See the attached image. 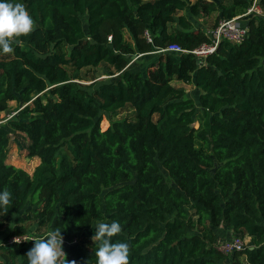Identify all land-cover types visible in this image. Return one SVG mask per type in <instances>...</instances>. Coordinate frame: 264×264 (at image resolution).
I'll use <instances>...</instances> for the list:
<instances>
[{"label": "trees", "instance_id": "16d2710c", "mask_svg": "<svg viewBox=\"0 0 264 264\" xmlns=\"http://www.w3.org/2000/svg\"><path fill=\"white\" fill-rule=\"evenodd\" d=\"M13 2L35 23L0 53V114L18 106L0 124L8 237L32 223L37 233L60 228L63 264H96L94 225L117 220L112 241L129 244L128 264H216L226 258L215 244L222 226L249 241L230 264H264V0ZM253 5L240 42L221 39L204 57L156 53L144 71L127 69L138 52L210 43L191 18L215 14L214 28ZM173 80L193 82L198 101ZM13 139L38 158L31 172L6 161ZM8 237L0 264H27L31 247L4 245Z\"/></svg>", "mask_w": 264, "mask_h": 264}, {"label": "clouds", "instance_id": "9594fccd", "mask_svg": "<svg viewBox=\"0 0 264 264\" xmlns=\"http://www.w3.org/2000/svg\"><path fill=\"white\" fill-rule=\"evenodd\" d=\"M34 23L33 17L23 3L0 0V53H12L13 44L18 43L14 38L30 33L34 29ZM11 197L12 194L8 190H0V215L9 210ZM94 229L92 240L97 244L96 264H128L129 244L112 241V237L122 230L120 222L100 221L94 225ZM32 240L34 244L26 253L27 264H63L60 259L64 252L60 228L49 232L44 238Z\"/></svg>", "mask_w": 264, "mask_h": 264}, {"label": "rangeland", "instance_id": "374dc122", "mask_svg": "<svg viewBox=\"0 0 264 264\" xmlns=\"http://www.w3.org/2000/svg\"><path fill=\"white\" fill-rule=\"evenodd\" d=\"M254 13H258V12L253 10L246 15H242L239 19L241 22L245 23ZM214 16H215V14H212L209 17H205V18H200V19L191 18V19H192V22H193L195 27L204 26V29H206V32L209 35V30L212 26ZM81 20H82L84 31L87 32L86 16L82 15ZM137 54H135L134 56H136ZM157 57H158V54H156V53L141 54L140 56L134 58L133 62L130 63V61H129L127 63V66H128L127 69H130L133 71H138V70L144 71L146 69L147 65L149 64V62L151 60H156ZM84 71H86V69H84ZM90 72L94 73L95 76L98 75L96 73V70H94V69H92V70L90 69ZM102 78L110 79L107 76L101 75V76H97L96 80H99ZM88 82L89 81H86L85 83H88ZM172 84L184 87L185 91H186V96L193 98L196 102L198 101L199 89L195 87L193 82L192 83H183L181 81L173 80ZM9 106H10V109H12V110L9 114H6V115L3 113L0 114V124H5V121L8 118H10L11 116L16 114L17 107H18L17 104L14 101H10ZM131 115H132V112H130L129 110H126V111L120 112L116 117L117 118H124V117H130ZM108 124H109V121L107 119V114H102V119L100 121L101 129H105L108 126ZM195 125H197V123H195ZM6 161L8 163L19 166L28 172H31L33 170L34 166L38 163V158L34 157L33 159H29L27 157L24 149L21 148L19 142L16 139H13L11 144H10V150H9L8 155H7ZM160 171L162 174L166 175V172L162 168ZM220 228H226V227L221 226ZM11 233H12V223L7 225V224H2L0 222V243H2V241L6 237H8ZM48 233L49 232H47L45 230L42 231L41 233H37L35 231V224H33V223L28 225V229L26 232L27 235L34 237V238H44L48 235ZM227 235L228 236H225V237L218 236L216 238L215 244L217 245L222 241L230 240L232 237H234V234L231 231V229L227 231ZM244 242L249 243L248 238H245ZM33 244H34V241H31L28 244V246L32 247ZM223 254H225V253H223ZM225 257L226 258H224L220 261H217L216 264H229V262L231 261V253H226Z\"/></svg>", "mask_w": 264, "mask_h": 264}, {"label": "built area", "instance_id": "2783aa9c", "mask_svg": "<svg viewBox=\"0 0 264 264\" xmlns=\"http://www.w3.org/2000/svg\"><path fill=\"white\" fill-rule=\"evenodd\" d=\"M253 10L259 12V9L255 5H253L243 15H246ZM240 17L241 16L239 15L229 19L220 20L216 27L211 28L209 30V37L211 38V42L208 44L202 43L200 46L194 49L187 50L182 48L179 44L172 42L167 44L165 47H160L150 53H162L166 51L181 53V52L189 51L198 57H204L207 54H210L215 51L217 44L221 39H227L232 42H240L242 40V38L247 33L248 27L246 23L240 21L239 19ZM145 36L147 41H151V36L149 35L147 30H145ZM108 39H110V36H108ZM141 54L142 53L137 54L134 57H131L130 62L134 61V58L140 56ZM33 238L34 237H31L27 234L12 235L5 240L4 245H8V246L25 245L33 241L32 240ZM15 239L20 241L17 242ZM244 247H245V242L239 237H232L230 240L222 241L219 244H217V248L222 253L225 254L231 253L235 250H241Z\"/></svg>", "mask_w": 264, "mask_h": 264}, {"label": "crops", "instance_id": "0c3cea01", "mask_svg": "<svg viewBox=\"0 0 264 264\" xmlns=\"http://www.w3.org/2000/svg\"><path fill=\"white\" fill-rule=\"evenodd\" d=\"M154 61H155V60H151V61L149 62V64H150L151 62H154ZM149 64H148V65H149ZM148 65H147V66H148ZM228 230H230V229L227 228V227H226V228H220V227H218V228H215V229H214V231H215L217 237H218V236H220V237L228 236V235H227V231H228ZM227 260H228V259H227ZM230 262H231V261H230ZM230 262H229V264H230Z\"/></svg>", "mask_w": 264, "mask_h": 264}, {"label": "water", "instance_id": "95a60500", "mask_svg": "<svg viewBox=\"0 0 264 264\" xmlns=\"http://www.w3.org/2000/svg\"><path fill=\"white\" fill-rule=\"evenodd\" d=\"M131 57H134V55H133V56H131Z\"/></svg>", "mask_w": 264, "mask_h": 264}]
</instances>
